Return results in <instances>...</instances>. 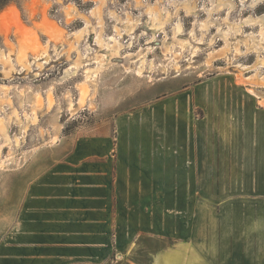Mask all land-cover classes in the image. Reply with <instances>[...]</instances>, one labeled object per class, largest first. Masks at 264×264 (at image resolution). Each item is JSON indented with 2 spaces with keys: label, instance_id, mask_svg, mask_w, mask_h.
<instances>
[{
  "label": "crops",
  "instance_id": "1",
  "mask_svg": "<svg viewBox=\"0 0 264 264\" xmlns=\"http://www.w3.org/2000/svg\"><path fill=\"white\" fill-rule=\"evenodd\" d=\"M176 97L32 172L0 264H264V99L225 74Z\"/></svg>",
  "mask_w": 264,
  "mask_h": 264
},
{
  "label": "rangeland",
  "instance_id": "2",
  "mask_svg": "<svg viewBox=\"0 0 264 264\" xmlns=\"http://www.w3.org/2000/svg\"><path fill=\"white\" fill-rule=\"evenodd\" d=\"M221 1L15 0L0 12L1 228L12 230L32 172L79 138L117 148L132 113L218 74L264 99V28L253 22L264 0ZM199 228L194 246L211 248Z\"/></svg>",
  "mask_w": 264,
  "mask_h": 264
},
{
  "label": "bare ground",
  "instance_id": "3",
  "mask_svg": "<svg viewBox=\"0 0 264 264\" xmlns=\"http://www.w3.org/2000/svg\"><path fill=\"white\" fill-rule=\"evenodd\" d=\"M217 1V0H216ZM221 2H223V3H220V6H222V5H224L226 2H228V4L230 5V3H229V0H226V1H221ZM216 4V3H215ZM189 7H191V5L189 6ZM189 9V8H188ZM191 12V11H190ZM194 12H195V10H194ZM193 13V12H192ZM213 13V12H212ZM170 17V16H169ZM251 20V19H250ZM154 22V21H153ZM254 23H257V25H262V27L264 28V16H262V17H258L257 19H255L254 21H253ZM165 24V23H164ZM180 28V27H179ZM180 33V32H179ZM226 34V33H225ZM261 63H263V62H261Z\"/></svg>",
  "mask_w": 264,
  "mask_h": 264
},
{
  "label": "trees",
  "instance_id": "4",
  "mask_svg": "<svg viewBox=\"0 0 264 264\" xmlns=\"http://www.w3.org/2000/svg\"><path fill=\"white\" fill-rule=\"evenodd\" d=\"M15 0H0V12L8 6L10 3L14 2Z\"/></svg>",
  "mask_w": 264,
  "mask_h": 264
}]
</instances>
